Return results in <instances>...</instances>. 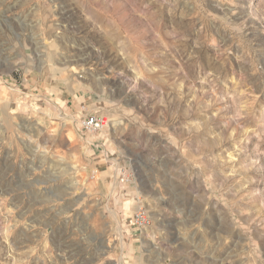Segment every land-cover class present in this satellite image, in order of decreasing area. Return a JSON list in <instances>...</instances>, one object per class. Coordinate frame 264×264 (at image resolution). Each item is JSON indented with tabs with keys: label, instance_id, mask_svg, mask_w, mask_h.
<instances>
[{
	"label": "rangeland",
	"instance_id": "374dc122",
	"mask_svg": "<svg viewBox=\"0 0 264 264\" xmlns=\"http://www.w3.org/2000/svg\"><path fill=\"white\" fill-rule=\"evenodd\" d=\"M0 264H264V0H0Z\"/></svg>",
	"mask_w": 264,
	"mask_h": 264
},
{
	"label": "built area",
	"instance_id": "2783aa9c",
	"mask_svg": "<svg viewBox=\"0 0 264 264\" xmlns=\"http://www.w3.org/2000/svg\"><path fill=\"white\" fill-rule=\"evenodd\" d=\"M80 129L85 133H94L98 131H104L110 126L109 116L102 111L88 109L86 106L82 107V113L79 119ZM132 224L142 228L148 223V215L143 207H139L134 212Z\"/></svg>",
	"mask_w": 264,
	"mask_h": 264
}]
</instances>
